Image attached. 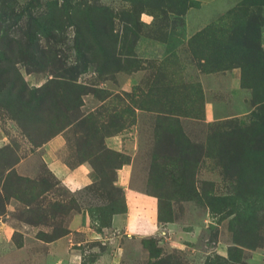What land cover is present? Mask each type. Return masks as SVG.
Segmentation results:
<instances>
[{
    "label": "rangeland",
    "instance_id": "rangeland-1",
    "mask_svg": "<svg viewBox=\"0 0 264 264\" xmlns=\"http://www.w3.org/2000/svg\"><path fill=\"white\" fill-rule=\"evenodd\" d=\"M0 264H264V0H0Z\"/></svg>",
    "mask_w": 264,
    "mask_h": 264
},
{
    "label": "crops",
    "instance_id": "crops-1",
    "mask_svg": "<svg viewBox=\"0 0 264 264\" xmlns=\"http://www.w3.org/2000/svg\"><path fill=\"white\" fill-rule=\"evenodd\" d=\"M109 141H111L110 143L112 145H113V143H115L114 140H109ZM83 170H84V172L79 170V168H78V169H75L74 171H72L68 174H64L67 177L66 180L68 182H71L72 185H81L82 183H86V182L89 183V177H88L89 172H87V170L85 168H83ZM62 183H64L65 185L67 184V182L64 180L62 181ZM67 185H69V184H67ZM72 229L73 228L71 225L69 228H67V230H68L67 235H65L64 237H62L56 241H53L52 243H50V245H55V246L62 245L63 242L67 239L68 235L71 234L70 232H72ZM72 245L73 244H69V247L71 248Z\"/></svg>",
    "mask_w": 264,
    "mask_h": 264
}]
</instances>
